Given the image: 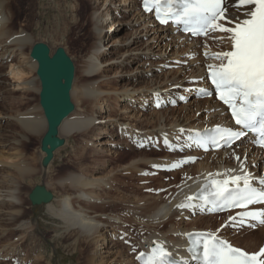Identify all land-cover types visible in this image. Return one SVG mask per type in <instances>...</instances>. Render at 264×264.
<instances>
[{"label": "bare ground", "instance_id": "bare-ground-1", "mask_svg": "<svg viewBox=\"0 0 264 264\" xmlns=\"http://www.w3.org/2000/svg\"><path fill=\"white\" fill-rule=\"evenodd\" d=\"M18 1L21 0H0V98L3 100V104H0V167L6 166L7 172L8 169L12 168V171L15 172L13 173L15 176L10 174L0 176V217H2L1 221L6 222L9 226L15 224L16 215L21 213L23 203L17 196L20 186L23 183H28L29 179L33 178L34 173L36 171L39 173L40 170L38 167L37 169L35 166L32 167L34 163L30 165L19 161L17 164H12V161L19 159H16L17 153L15 157L11 158L12 154L8 153V150L10 152L15 151L18 146L23 148L31 139H39L45 130V122L38 105L31 108L24 107L23 110L17 107L12 108L15 104L23 107L26 94L32 91L39 92V83L35 75L36 65L29 59V53L24 52L26 48L29 51L36 40L33 41L31 34L28 33L29 35H27L26 25L29 19L23 15L27 10L22 3H17ZM88 1L90 6L89 24L94 38V44L93 46L91 44L90 50L84 55L82 62V73L88 82L86 81L87 83L79 93L76 86L72 87L71 91V100L72 96L75 97L78 104L79 95L88 109L82 111L80 108L77 109L74 104L76 112L71 114L61 125L60 134L67 138L69 135L86 138L93 133L91 135L92 140L84 143L86 146L92 147L91 150L94 154L103 155L110 153L109 148L113 144V137L107 138V136H109L110 127L115 125L119 129L120 137L129 139L130 141L127 140L128 143L135 144L139 150H142L141 143L148 145V147L157 146L162 149L163 157L158 159H154L146 153L140 154L136 157L137 159L130 167L131 169H128L129 171L138 170L140 165H149L152 167V170L148 171L149 174L168 175L173 173L174 175L180 173L183 179L176 183L174 189H169L164 183H160L159 189L167 187L165 195L155 192L154 197L140 194L125 196L122 192L117 197H111L109 195L110 190L118 191L119 189L115 187L117 180L114 181L108 177L110 173L102 177L98 176V172L94 173L93 171L92 176L67 173L55 182L63 194L62 197L59 200L53 197L49 204L44 205V211L63 224L67 231L68 240L72 234L78 236L73 240L70 247L74 252L77 251L76 253L81 255L83 253L82 244L92 247L82 261L84 264H140L136 256L132 257L131 263L126 262L123 251L117 252L115 250V244L118 243L107 244L106 233H109L110 237L112 233L106 232V229L109 228L110 231L115 232L117 229H122L121 227L125 222L128 224L136 223L137 226L141 227L140 232L142 231L143 234L135 244L138 252H149L152 242L159 241L170 252L169 258L178 259L186 264H193L185 254L186 235L196 232L213 236L233 247L243 249L248 254H256L264 241L263 235V240L259 245L263 226L253 224L252 228L245 230L237 224V213L230 212L224 214L216 229H213L209 226L210 221L208 219L212 214L205 208L202 210L201 204L193 201L191 196L202 183L212 179L225 181L237 179L240 183L245 182L255 188L263 189L264 153L255 149L249 138L241 140L232 149L222 152L203 153L192 145L191 133L212 125L230 124L226 111L214 97L210 101L203 99L205 101L203 104L195 100L188 101L179 110L180 118L178 115L175 116L174 111L171 116H164L161 113L165 107L162 105L165 99L167 101L174 99L177 102L178 96L176 97L175 94L179 87L185 86L186 88L211 92L206 71L209 68H221L223 66L231 51L232 34L230 29L236 28L244 18L251 14L252 5L247 6L248 0H225V10L221 21L218 22L220 30H211L202 40H193L170 26L157 24L153 12L146 14L147 11L142 7L141 0ZM16 6L17 12L26 18H23V22L17 27L14 26L17 13L12 11V8ZM66 9L71 16L72 24L78 25L79 18L84 11L81 1L72 0L68 2L67 0ZM104 25L106 28L103 30ZM125 29L132 31L126 40L123 41L120 36H114ZM112 36L114 37L112 38ZM102 49H106L107 52H102ZM162 52H166L165 55H161ZM108 56H113V58L106 60ZM187 56L191 57L188 62L189 66L182 69L178 64L186 62ZM152 58H154L153 60L159 58L160 61L163 60L166 63L161 61L163 65L158 68V65L154 64L155 62L152 63ZM160 61L158 63H161ZM132 63H137V65L129 72L128 77H119H125L126 84L116 85V88L112 89V94H118L117 99L123 103L121 110L125 112L121 116L117 115L116 110L112 108L114 107L112 106L113 103L107 104L108 95L111 93L102 90V88L112 85L113 81L106 78L105 75L110 68L118 66L123 69ZM152 65L156 66V69ZM164 65L170 66L171 71L168 72V76L165 73L161 77L157 72L160 70L161 73ZM3 69L10 70L8 74L12 81L3 77L6 75L5 71L1 72ZM26 72L33 73V79H29ZM178 73L183 75L186 73L187 78L180 77ZM117 74L120 73L117 72ZM94 77H105L106 79L103 80L105 82L102 84V82H92ZM35 81L36 84H34ZM142 83L144 86L140 87L142 90L139 91L137 86ZM12 93H18V97H8V94ZM5 102L6 104H4ZM130 105H135L134 109L140 111V114L141 111L144 113L150 111L151 113L152 110L151 116H155V121L149 122L150 117V119L143 118L144 120L142 119L143 121L139 123L141 126L135 124L140 129H135L136 127H133L135 125L131 124V121L134 123L133 117L136 118V116L133 114L131 118L126 116ZM131 111L133 112L132 109ZM188 113H193V115ZM198 113L207 115L203 120L200 118L201 114L198 115ZM139 120L141 119L139 118ZM3 123L6 124L2 126ZM13 125L17 126V131L13 128L10 129ZM144 125H147L146 127L151 126L146 128ZM5 148L8 150L3 152ZM20 150L18 152H22ZM169 150L171 151L168 152ZM19 156L22 157V154ZM37 158L39 160V157ZM8 159L11 160V165L5 163L9 161ZM34 161L35 163L38 162L37 160ZM155 162L157 163L152 164ZM157 167H173L174 170L168 173L159 172L156 171ZM50 169H52V164L49 173ZM48 176L42 178L41 185H44ZM70 191L72 192L70 193ZM166 195H168L167 198H165ZM12 207H17V209H12ZM110 208H119V210L117 209L118 212H115L113 209L106 214V210ZM2 228L0 227L1 235L5 236V229ZM16 229L23 230L25 234L27 231L30 232L31 227H26L21 221ZM129 229L131 228L129 227ZM238 230L244 231L241 236L235 237ZM127 235L130 233L128 232ZM239 238L245 242L244 247L237 243ZM257 245L259 247L254 251L253 249ZM34 259L35 264H39L43 257L40 255ZM24 260L26 259L24 258ZM78 260L75 261L74 258L70 260L56 254L53 261L57 264H80L81 262Z\"/></svg>", "mask_w": 264, "mask_h": 264}, {"label": "rangeland", "instance_id": "rangeland-1", "mask_svg": "<svg viewBox=\"0 0 264 264\" xmlns=\"http://www.w3.org/2000/svg\"><path fill=\"white\" fill-rule=\"evenodd\" d=\"M66 1L67 0H21V1H18L17 3H22L23 7L27 10V12L23 14L24 16L28 17V19H29V22L26 25L27 26L26 31H27V35L31 34L30 36L33 37V39H34L33 41L41 40L44 43H47L52 49L55 48L56 46H62L65 49V51L67 52V54L72 57V59L75 62V66H76L75 81H74L73 87L76 86L77 89H79L78 90V93H79L81 91V89H83L85 84L88 82V79L82 73L83 57L86 53L89 52L91 44H92V46L94 44V38H93V35L91 34L90 24H89L90 6H89L88 0H79V1H81V5L84 7V11H82L81 17L79 18V22H78L79 24L74 25V24H72L71 16L66 9ZM71 1L72 0H68V2H71ZM12 11L17 13L15 16L16 19L14 20V26L17 27L20 23L23 22V20H24L23 18H25V17L21 16L20 13L17 12L18 11L17 6L13 7ZM105 26L106 25H104V27H102L103 30L106 28ZM131 32H132L131 30L125 29V30H122L120 33H117L114 36H120V39L124 41L128 38V36L131 34ZM114 36H112V38ZM200 40H202V39H200ZM161 50L163 51L164 49H161ZM29 51H30V49H29ZM29 51L27 48L24 50L25 53L26 52L29 53ZM102 52H107V50L102 49ZM165 53L162 52L161 55H165ZM156 54H158V53L156 52ZM111 58H113V56H108V57H106V60L111 59ZM190 58L191 57L187 56L186 62H182L180 64H178L179 63L178 62L177 64L180 65L182 69H185L186 67L189 66L188 62L191 60ZM153 59L154 58H152V60H151L152 63L155 62L154 64H157L158 68H160L161 65H163V63L164 64L166 63L163 60H161L163 62L162 63L159 58H156L155 60H153ZM159 61L161 63H158ZM136 65H137V63H132L130 66L124 67L123 69L122 68L120 69L118 66H114V67L110 68V70L105 74L107 76L106 78L111 79L113 82L111 83L112 84L111 86L103 87L102 90L109 91L111 93L108 95L107 104L110 105V103H113L112 106H114L115 108L114 107H112V108L116 110V114L118 113L117 115L123 116L125 111L121 110V106L123 105V103L119 102V100L117 99L118 94H116V95L112 94V91H113L112 89L116 88L115 87L116 85H120V86H121V84L125 85L127 82L125 77H128L127 75ZM106 67H107V63H106ZM155 67L156 66H153V68H155ZM162 69H163L162 72H164V71L165 72L160 73V70H159L157 72V74H160L161 77H163V75L166 73V75L168 76V72L171 71V67L168 65H164ZM172 70H174V69H172ZM9 71L10 70H8V69H6V70L3 69L1 72H4L6 74L5 76H3L4 78L9 79V81H12L11 76L8 74ZM117 72H119L120 74H117ZM26 73H27L29 79H33V77H34L33 73L32 74H30V72H26ZM178 75L180 77H186L187 78L186 73H184V75L181 73H178ZM120 76H125V77L119 78ZM106 78L105 77L104 78L94 77L92 79V82L97 81V82H102V84H103L105 82L103 80H105ZM34 84H36V81L34 82ZM143 86L144 85L142 83L140 86H137V88L140 89V87H143ZM141 90L142 89H140L139 91H141ZM176 91L178 93V94L177 93L175 94L176 97L178 96L177 102H175L174 99L169 100V101H167V99H165V101L162 103L165 106L164 108L162 107L163 109L161 108L162 109L161 113H163L164 116H171V114L174 111L175 116L178 115V118H180L181 114L179 113V110H180L181 106H185L188 101L195 100V101L203 104L205 102V101H203V99L204 100L208 99L209 101L212 100V97H207L206 95H202V93H201L202 90H198L196 88L191 89V88H186L185 86H183V87H179ZM78 93H77V95H78ZM8 95H9L8 97H12V96L18 97V93L17 94L12 93V94H8ZM172 98H175V96H172ZM199 99H201V101H199ZM7 100L9 101V99H7ZM72 100H73L74 104L76 105L77 109L80 108L82 111H85L88 109V107H86L84 102H82V98L79 97V95H78V101H77L78 104L76 103L75 97L72 96ZM8 101H6V102H8ZM125 101H127V99H125ZM6 102L4 104H6ZM23 102H24L23 107L15 104L14 106H12V108L17 107L18 109L23 110L24 107H28V108L35 107L36 105H38V92L36 93L35 91H32V92L26 94L25 100ZM1 103L3 104L2 98H0V104ZM139 103H141V102H139ZM131 106L132 105H130L129 109H127L128 115H126V116H129L130 118H131L132 114L136 116V118L133 117L134 123L131 121V124H133V125L137 124V125L141 126L139 123H140V121H143L145 118H147V119L151 118L149 122L155 121V119H156L155 116L154 115H153V117L151 116L152 115L151 113H153L152 110H151V113H150V111L145 112V113H144V111L143 112L141 111V114H140L139 113L140 111H137V109H134L135 105L132 107ZM4 108L7 109L8 107H4ZM106 109H107V107H106ZM131 109L133 110V112L131 111ZM188 114L193 115V113H188ZM199 114H201V113H198V115ZM142 115H145V117H142ZM148 115H150V116H148ZM206 115L207 114H201L200 118L204 120ZM139 118L141 120H139ZM5 124L6 123H3L2 126H4ZM146 126L147 125H144V127H146ZM150 126L151 125H148V127H150ZM133 127L134 128L136 127L135 129H138V130L140 129L136 125ZM148 127H146V128H148ZM12 128H13V130H16V131L18 130L17 126L13 125L10 129H12ZM143 131H146V130H143ZM108 133H109V136H107V138L112 136L113 137V142H112L113 144L111 146L112 148L111 147L109 148L110 153H108V154L105 153L103 155L102 154H97V155L94 154V152H92V150H91L92 147L90 145L86 146L84 143V142L87 143V142L92 140L91 135H93V133L91 135L89 134L88 135L89 137L88 136L86 137L87 139L82 138L80 136L78 137L75 135H69L68 136L67 147L65 149L61 150L56 155V158H55L54 162L52 163V169H50L51 174L49 173L48 178L45 180L46 182H44V186H45L46 190L49 191L53 195L54 198H57L59 200L60 197H62L63 194L59 190V188L57 187L55 182L57 179H59L61 176H64L67 173L80 174V175L85 174V175L92 176V174H93L92 171H93L94 173L98 172V176L100 175L101 177L107 175V173H110L108 177L110 179H113L114 181L117 180V186H115V187H117V189H119L118 191L110 190L109 195L111 197L112 196L117 197L122 192L124 193L125 196H131V195L136 196V195L140 194L143 196L154 197L155 192H160L162 195H165L167 193V187L159 189L160 183H164L166 186H168L169 189H174L176 183L183 179V176L180 175V173H176L174 175H173V173H169L168 175L167 174H164V175L163 174H155V173L149 174L148 171L152 170V167H150L149 165H140L138 170L129 171L131 169L130 167L132 166L134 161L137 159L136 157L140 156V154L146 153L150 157H153L154 159H158L159 157H163V155L161 153L162 149L160 147H157V146L156 147L150 146V147L142 148V150H139L135 144L133 145V144L128 143V141H130L129 139H127L126 137H120L119 129L115 125H113V127H110V130L108 131ZM38 145H39V139L33 138L28 143H26L23 148L21 146L20 147L18 146V147H16L15 151H11V152L8 150V148H5L3 152H6L8 150V153L12 154L11 158L15 157V155L17 153L16 159H19V160L16 161L14 159L15 161H12V164L13 163L17 164V162H19V161H21L22 163L30 164V165H32L34 163L32 165V167L35 166V168L37 169V167H38V162H37L38 161V158H37L38 157L37 156ZM81 146L82 147L84 146V147L82 148ZM20 149H22V150H20ZM19 150L22 152H18ZM170 151L171 150H169L168 152H170ZM18 153L20 155L22 154V157L19 156ZM20 157H21V160H20ZM33 159L37 160L36 161L37 163H35V161ZM8 160L9 161L5 162L6 161L5 160L4 162L11 165V160L10 159H8ZM26 160H27V162H26ZM156 163L157 162L152 163V164H156ZM95 164H96V166H95ZM5 167L6 166L0 167V169H1L0 170L1 171L0 176L1 177H2V175L6 176V174H8V175L10 174L11 176H13V175L15 176V174H13L15 172L12 171L13 170L12 168L8 169V172H9L8 173L7 168L5 169ZM98 167L100 168L99 170L97 169ZM3 172H5V173H3ZM37 173H38V171H36L34 173L33 178L31 180L29 179L28 183H25V184L23 183L24 186L21 185L19 188V193L17 196L22 200L23 204L21 207L22 209H21L20 215H16L17 218L14 220L15 224H13L12 226H9L6 224V222L1 221L2 217H0V225L2 224L0 227L1 228L3 227L2 229H5V236H7V237H5L4 235L2 236L1 235L2 233L0 231V239H1L0 240V264H22V263L23 264H33V263L35 264L34 258H38V256H40V255H41V257H43V259L40 260L39 264H48V263L49 264H57V262L55 263L53 261L56 254L61 255L62 257H65V258L70 259V260L71 259L73 260V258H74V260L77 261L79 259L78 261L81 262L80 264H84V262H82V261H84L85 256L87 255L88 251L91 250L92 247L88 246L89 247V249H88L87 246L82 244V251H83V253L81 254L82 256L78 255V253H76L77 251L74 252L73 249L70 248L71 245L73 244V240H75L78 236L77 235L75 236V234H72L71 238L68 240L67 231L65 230V227H63V224L60 223V221L57 218H54V217L48 215L44 211L45 206H43L41 208L42 210L41 209L38 210L37 208H35V210H34V208L31 206L27 196L30 193V191L33 189L34 186L41 185V181L43 182L42 178L39 177L40 176L39 173L38 174ZM46 183H48V184H46ZM115 185H116V182H115ZM176 187H178V186H176ZM158 189H159V191H158ZM71 192L72 191H70V193ZM167 197H168V195H166L165 198H167ZM12 209H17V207H15V208L12 207ZM113 209L110 208V209L106 210L107 211L106 214L109 213L110 210L113 211ZM117 209L119 210V208H115L114 211L116 212ZM98 212H100V211H98ZM223 215L224 214H221V215L217 214V215L210 216L208 218L210 221L209 226L212 227L213 229H216L218 224L221 222ZM21 221L24 223V225L26 227H31L30 232L27 231L24 234L23 230L20 231V230L16 229L17 227H19V223ZM128 226L131 229H129ZM121 228L124 230H122V229L118 230L117 229L115 232L114 231L112 232V231H110L109 228L106 229V232H110V234L112 233L111 237L109 236V233H106L107 238H108L107 244L112 243V245H114L115 243H118V244H115V248H116L115 250H117V252L123 251V255L125 256L124 257L125 261L131 263L132 257L134 258L135 255L138 253V248H137V245H135V244H137L139 237H141V235L143 233H142V231L140 232L141 227L137 226L136 223H131V224L129 223L128 224V222H125V223H123V227H121ZM248 229H250V228H248ZM245 230H247V229L245 228ZM243 231L244 230H238L236 233L237 235H235V237H239V235L241 236V233H243ZM128 232L130 233V235H127ZM24 235H26V236H24ZM263 235H264V228H263V233L260 234L259 245H260L261 241L263 240ZM235 237H233V238H235ZM29 238H30V240H29ZM239 239L240 240H238L237 243L240 246L244 247L245 242H243L241 238H239ZM20 240H21V242H19ZM127 243L128 244L130 243L129 246ZM10 244H11V246H10ZM8 246H9V248H8ZM55 247H56V249H55ZM258 247L259 246L257 245V247L254 248L253 250L256 251V249ZM119 249H120V251H118ZM253 250H252V252H253ZM133 254H134V256H133ZM71 255H73V256L71 257ZM26 257H28V258H26ZM24 258L26 260H24ZM27 259H28V261H27ZM127 259H129V260H127ZM58 264H60V263H58ZM65 264H67V263H65Z\"/></svg>", "mask_w": 264, "mask_h": 264}, {"label": "water", "instance_id": "water-1", "mask_svg": "<svg viewBox=\"0 0 264 264\" xmlns=\"http://www.w3.org/2000/svg\"><path fill=\"white\" fill-rule=\"evenodd\" d=\"M29 59L36 65L35 75L39 83L38 106L45 122V130L39 138L37 149L38 169L46 178L57 152L68 145L67 137L60 134L61 125L75 112L71 91L75 81V62L62 46L51 48L38 40L32 44ZM53 195L44 185H36L28 194L33 208L49 204ZM36 217V216H35Z\"/></svg>", "mask_w": 264, "mask_h": 264}]
</instances>
